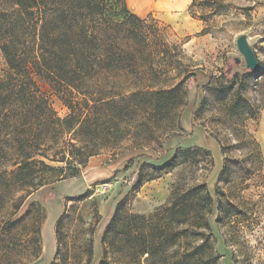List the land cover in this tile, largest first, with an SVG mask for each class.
I'll return each instance as SVG.
<instances>
[{
    "label": "rangeland",
    "instance_id": "374dc122",
    "mask_svg": "<svg viewBox=\"0 0 264 264\" xmlns=\"http://www.w3.org/2000/svg\"><path fill=\"white\" fill-rule=\"evenodd\" d=\"M121 2L133 12L127 0ZM192 3L143 18L151 49L157 52L158 44L165 50L147 72L165 79H157V89L177 90L160 102L158 118L149 98L128 102L122 108L121 141L98 147L100 154L78 178L64 179L58 171L64 163L37 157L45 166L38 165L29 181L13 184L6 177L17 168L0 154L2 227L26 201L28 223L41 225L40 251L22 243L29 227L7 243L2 231L0 264H130L125 253L102 239L120 204L121 215L151 217L173 196L197 186H205L215 201L210 222L218 264H264V0ZM243 35L259 61L253 74L245 73L237 47ZM229 65L232 74L226 75ZM8 69L0 49V78ZM32 77L56 116L68 117L64 93ZM205 77H213L210 86ZM232 110L238 113L229 117ZM97 114L104 121L102 112ZM199 244L191 237L170 254ZM140 264H146L145 257Z\"/></svg>",
    "mask_w": 264,
    "mask_h": 264
},
{
    "label": "trees",
    "instance_id": "16d2710c",
    "mask_svg": "<svg viewBox=\"0 0 264 264\" xmlns=\"http://www.w3.org/2000/svg\"><path fill=\"white\" fill-rule=\"evenodd\" d=\"M121 1L0 0V49L9 68L0 78V154L17 168L7 174L8 182L33 178L35 168L45 166L37 157L64 163L66 167L58 170L64 179L80 177L89 159L100 154L98 147L121 141L122 108L128 102L149 98L155 102V119L161 114L160 102L176 94V89L156 88L157 79L159 83L165 79L147 71L165 53L164 46L156 44L157 52L151 49L143 31L145 20ZM232 70L229 65L226 75ZM245 73L254 72L245 69ZM33 75L64 93L68 117L56 116ZM205 78L210 86L213 77ZM99 111L104 121L98 119ZM232 112L227 115L238 113ZM222 154L226 155L223 147ZM28 203L16 205L3 227L1 218L0 245L2 231L7 243L29 227L30 236L22 243L35 244L40 251L41 225L28 223ZM121 205L102 239L125 253L130 264H140L144 257L146 264H218L210 222L215 201L205 186L173 196L151 217L121 215ZM191 237L200 244L170 254L172 247L179 243L181 247Z\"/></svg>",
    "mask_w": 264,
    "mask_h": 264
},
{
    "label": "water",
    "instance_id": "95a60500",
    "mask_svg": "<svg viewBox=\"0 0 264 264\" xmlns=\"http://www.w3.org/2000/svg\"><path fill=\"white\" fill-rule=\"evenodd\" d=\"M237 47L245 60L247 69L254 72L258 68V58L250 46L248 37L246 35H243L238 39Z\"/></svg>",
    "mask_w": 264,
    "mask_h": 264
},
{
    "label": "bare ground",
    "instance_id": "6f19581e",
    "mask_svg": "<svg viewBox=\"0 0 264 264\" xmlns=\"http://www.w3.org/2000/svg\"><path fill=\"white\" fill-rule=\"evenodd\" d=\"M132 2L138 4L144 2L147 3L150 7L159 4L162 9L166 10H182L190 2V0H132Z\"/></svg>",
    "mask_w": 264,
    "mask_h": 264
},
{
    "label": "crops",
    "instance_id": "0c3cea01",
    "mask_svg": "<svg viewBox=\"0 0 264 264\" xmlns=\"http://www.w3.org/2000/svg\"><path fill=\"white\" fill-rule=\"evenodd\" d=\"M127 1L129 6L132 8L133 11L132 13L136 14L140 18L148 17L150 14L156 15L158 11L161 12L162 10H166V9H162L159 6V4L150 7L147 3L144 2L138 4V3H133L132 0H127ZM166 11L169 12L170 10H166Z\"/></svg>",
    "mask_w": 264,
    "mask_h": 264
}]
</instances>
